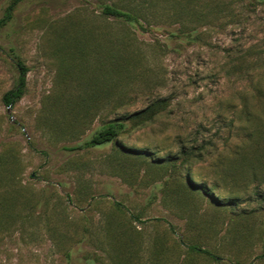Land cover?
Returning <instances> with one entry per match:
<instances>
[{
    "label": "rangeland",
    "instance_id": "374dc122",
    "mask_svg": "<svg viewBox=\"0 0 264 264\" xmlns=\"http://www.w3.org/2000/svg\"><path fill=\"white\" fill-rule=\"evenodd\" d=\"M18 61L26 91L8 107ZM149 106L152 122L115 142L63 149ZM263 120L264 0L22 1L0 28V264H264V212L220 210L182 183H245L248 170L216 171L264 148ZM182 147L201 160L182 164Z\"/></svg>",
    "mask_w": 264,
    "mask_h": 264
},
{
    "label": "trees",
    "instance_id": "16d2710c",
    "mask_svg": "<svg viewBox=\"0 0 264 264\" xmlns=\"http://www.w3.org/2000/svg\"><path fill=\"white\" fill-rule=\"evenodd\" d=\"M22 1L24 0H13L11 4L5 9L3 17L0 19V28L5 26L8 22L13 19L14 11ZM102 14L106 17H112L116 20H121L128 24L139 23V19L135 14L112 5H104L102 8ZM16 67L18 70L17 84L15 88L5 93L2 99L3 103L8 107H13L18 101H20L26 91L28 69L26 68L25 64L21 61L17 62ZM153 109L154 106H149L139 112L127 114L109 120L105 122L88 140L84 141L82 144H78L72 147H64L63 149L65 151L74 152L98 148L107 144H111L115 142L118 137L125 131L128 122L130 124H144L146 122H152L153 117L156 115V112ZM260 128L262 127L259 126V129ZM258 135H261V132L258 131ZM227 141L226 144L228 143ZM203 149L204 146L201 148V151L199 152L200 154L204 151ZM245 152H247V154H242L241 156L236 154L237 156L231 161V164H228L227 161L226 165L225 161L222 165V167L226 165L223 170L216 171L219 173V176H229L234 174H240L242 173V170H248L249 178L247 176V180L245 181V183H241L238 180H233L234 184H229V182L226 181L225 178H223L222 186L227 192L222 193V191H220L222 187L220 188L218 185H209L198 175L191 174V172H188L187 176H185L184 178L185 181L182 182L187 191L190 192L188 194L201 195L205 199H207L212 206L220 210H225L229 212L237 211V214L244 216H248L257 212V214H259L260 212H264V148H262V150H258L256 148L253 152H251L250 150L248 151L246 149L244 150V153ZM180 154L182 157V164H186L187 166H190L191 162L193 161L194 163H196V160H201V156L194 152L193 147H190L189 149L182 147ZM152 159L153 158L151 156V160ZM151 162H155V160H152ZM233 188L236 189L233 190ZM240 190L242 192L250 190L251 195L246 196L245 199L248 202H251L252 204L256 205L255 208H241L242 205L245 203V200L243 196L240 195ZM8 201L11 204L12 198H9ZM114 210L116 215H124L125 213V211H123L125 209L123 208L121 203H114ZM129 218L132 221H139V218L133 215H130ZM107 223L108 225L110 223L108 235L113 241L116 239V237H114L116 235H114L115 233L111 229L114 223L112 221L108 222V220ZM168 225L171 232L174 233L173 227L170 224ZM118 241L122 242L123 240L120 238ZM129 241L130 240L126 237L125 242L127 243ZM181 244L184 243L181 241ZM188 248L190 249V251L195 253H203L211 257L213 256L209 250L203 249L196 245H190L188 246Z\"/></svg>",
    "mask_w": 264,
    "mask_h": 264
},
{
    "label": "water",
    "instance_id": "95a60500",
    "mask_svg": "<svg viewBox=\"0 0 264 264\" xmlns=\"http://www.w3.org/2000/svg\"><path fill=\"white\" fill-rule=\"evenodd\" d=\"M8 112H10V109L8 110Z\"/></svg>",
    "mask_w": 264,
    "mask_h": 264
}]
</instances>
